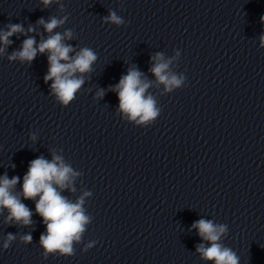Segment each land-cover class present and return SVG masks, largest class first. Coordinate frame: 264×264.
<instances>
[{
	"label": "clouds",
	"instance_id": "9594fccd",
	"mask_svg": "<svg viewBox=\"0 0 264 264\" xmlns=\"http://www.w3.org/2000/svg\"><path fill=\"white\" fill-rule=\"evenodd\" d=\"M118 2L122 3L123 0ZM39 3L42 5L41 10L58 5L57 11L63 15H50L47 19L40 17L35 24L30 23L27 27L23 23L9 22L0 28V58L6 57L9 62L18 61L30 65L38 54H46L48 70L43 80L45 84L51 82L48 95L54 97L61 107H68L82 90L92 92L91 88L84 89L83 86L91 78L98 53L90 47L69 43L76 39V33L71 28H64L70 14H65L63 0H39ZM260 19L264 24V16ZM101 22L117 28L127 26L128 23L114 9H108V15L101 17ZM58 29L64 30L61 32ZM13 36H23L25 39L19 49L9 54L8 49L14 42L11 39ZM258 40L259 47L264 49V32ZM180 57L181 51L178 49L170 57L162 51L155 52L150 56L151 66L148 69L154 80L132 64L126 74L121 75L118 83L109 85L107 89L98 87L93 100L102 101L108 92L115 93L119 101L115 115L135 127L148 128L155 124L162 113L159 97L187 87L186 75L175 71ZM153 89L156 91H151ZM29 138L36 142L37 133H30ZM49 152L50 160L40 155L29 162L19 191V176L9 178L6 172L0 175V217L3 218V224L31 229L24 234L7 233L2 240L3 250H8L17 241V236L21 244L32 243L34 214L39 215L45 225V231L39 237L42 258L45 260L49 256L74 257L77 245L83 244L81 251L87 252L97 243L95 240L84 242L88 226L94 220L85 207L93 193L81 189L80 195L74 200L64 195L65 192L72 195L77 193L76 182L83 177V172L75 170L65 160L63 149L53 148ZM11 167L14 169L15 165ZM23 200L34 201L35 213ZM193 229L203 241L195 246V253L202 261L210 264H240L237 253L223 243L229 233L227 224L201 218L194 221L188 231Z\"/></svg>",
	"mask_w": 264,
	"mask_h": 264
}]
</instances>
